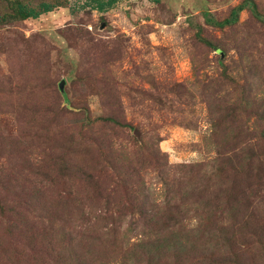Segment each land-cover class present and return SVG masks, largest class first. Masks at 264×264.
Masks as SVG:
<instances>
[{"label": "rangeland", "instance_id": "374dc122", "mask_svg": "<svg viewBox=\"0 0 264 264\" xmlns=\"http://www.w3.org/2000/svg\"><path fill=\"white\" fill-rule=\"evenodd\" d=\"M65 1L37 19L0 24V264H41L36 241L50 237L48 227L54 241L64 238L97 261H132L141 237L129 216L113 226L97 216L117 197L159 195L145 158L154 137L171 166L213 161L211 104L227 106L244 86L256 89L255 115L244 123L264 127V25L247 10L232 27L205 22L206 13L222 21L242 0H118L105 13L89 0ZM254 1L264 14V0ZM7 11L0 0V15ZM77 193L82 209L72 205ZM191 217L185 225L196 224ZM176 253L184 264H217L224 249L213 239Z\"/></svg>", "mask_w": 264, "mask_h": 264}, {"label": "trees", "instance_id": "16d2710c", "mask_svg": "<svg viewBox=\"0 0 264 264\" xmlns=\"http://www.w3.org/2000/svg\"><path fill=\"white\" fill-rule=\"evenodd\" d=\"M5 2L9 11L0 15V24L34 20L67 5L65 0H40L37 4L24 0ZM117 2L118 0H89L87 6L105 13ZM244 10L250 11L253 18L264 25V14L254 0H242L222 21H215L206 13L205 22L221 29L232 27ZM221 78L228 79L225 67L222 68ZM180 87L175 85V91H184V87ZM243 89L233 95L227 106L224 105L227 101L219 99L211 104L217 116L207 120L212 128L209 129L207 139L212 137L218 150L213 161L207 164L203 162L171 166L167 163V155L159 154L152 147L160 140L154 137V143L145 150V158L146 162H152L155 184L160 189L159 195H156L159 199L154 196L150 200L149 197L142 196L131 202L126 199L124 203L117 197L116 201L112 200L113 205L110 206V201L102 205L97 216L100 222L108 220L113 226L129 216L128 225H135L134 229H139L138 236L143 244L138 240L133 245L132 261L127 257L121 263L109 261L111 264H184L180 254L176 253L180 245L198 244L213 239L224 249L217 264H264V127L247 129L243 119L247 121L249 116L255 115L251 109L250 97H253L256 89H249L247 86ZM65 111L68 114L77 113L68 108ZM263 117L264 112L258 119L262 120ZM100 120L113 127L136 132L129 123L115 118L102 117ZM208 164L211 165L210 172L206 171ZM136 173L146 175L141 169ZM117 179L123 183L126 180L125 173L121 174L118 170ZM259 203L262 204L261 208H258ZM72 205L82 209L79 193L72 198ZM189 216L194 217L195 225H185ZM163 224L165 225L162 226ZM52 230V227L43 228L44 235L49 233L50 237L46 241H36V252L41 250L43 256L41 264H110L94 259L93 256H97L95 254L88 255L77 250L64 238L54 241ZM157 240L162 242L155 245ZM150 247H154V250H150ZM135 249L138 251H134ZM170 251L172 253L169 255Z\"/></svg>", "mask_w": 264, "mask_h": 264}, {"label": "water", "instance_id": "95a60500", "mask_svg": "<svg viewBox=\"0 0 264 264\" xmlns=\"http://www.w3.org/2000/svg\"><path fill=\"white\" fill-rule=\"evenodd\" d=\"M62 84H63V82H60V84H59L60 90L62 89Z\"/></svg>", "mask_w": 264, "mask_h": 264}]
</instances>
